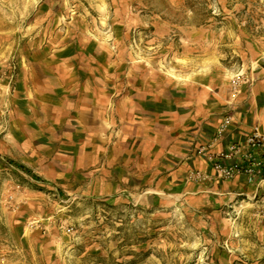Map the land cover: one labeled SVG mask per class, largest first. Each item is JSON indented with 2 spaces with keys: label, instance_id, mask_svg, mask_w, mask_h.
<instances>
[{
  "label": "rangeland",
  "instance_id": "1",
  "mask_svg": "<svg viewBox=\"0 0 264 264\" xmlns=\"http://www.w3.org/2000/svg\"><path fill=\"white\" fill-rule=\"evenodd\" d=\"M263 115L264 0H0V264H264L255 186L94 187L110 156L174 166Z\"/></svg>",
  "mask_w": 264,
  "mask_h": 264
},
{
  "label": "crops",
  "instance_id": "2",
  "mask_svg": "<svg viewBox=\"0 0 264 264\" xmlns=\"http://www.w3.org/2000/svg\"><path fill=\"white\" fill-rule=\"evenodd\" d=\"M262 119L264 120V115ZM214 124L216 125L213 122L211 126L208 125L206 127V133L202 135L203 137L197 139L196 147L208 142L211 136L210 131H213ZM246 126L240 121L235 122L230 130L231 133L227 137L228 140L243 138L250 128V126ZM210 127H212V130H210ZM196 147L193 149V154H187L186 157L185 152L187 150L183 151L184 153L181 151V156L178 158L176 165H174L175 167L167 163H160L158 161L159 155L155 153L156 151L148 152L147 154V151L144 152L143 150L145 149L144 147L132 154L131 159L127 158L126 161L122 159V163L125 165H111L118 160L121 161L120 157H123L124 153L123 156L121 153L116 154V156H110L108 161L111 164L104 165L94 178L96 194L120 198H122L120 194H123L128 200L146 203L147 201L159 199V196L163 197L166 191L172 194L175 193L174 195L170 194L172 197L179 196L185 199L197 200L202 199L204 196H209V193H215L217 190L233 188L239 183L242 185L246 184L242 180L236 182L215 178L214 171L209 165L207 158L195 154L194 150ZM192 170L205 171L209 173L210 178L204 183L189 180L188 174ZM112 192H116V195ZM155 195H158V197ZM206 198L208 200V197Z\"/></svg>",
  "mask_w": 264,
  "mask_h": 264
},
{
  "label": "built area",
  "instance_id": "3",
  "mask_svg": "<svg viewBox=\"0 0 264 264\" xmlns=\"http://www.w3.org/2000/svg\"><path fill=\"white\" fill-rule=\"evenodd\" d=\"M236 120L225 116L214 127L208 142L194 150L197 156L207 158L217 179L224 181L242 180L257 190L264 191V130L253 125L240 139L228 140L230 130ZM189 180L199 183L210 178L205 171L192 170Z\"/></svg>",
  "mask_w": 264,
  "mask_h": 264
},
{
  "label": "trees",
  "instance_id": "4",
  "mask_svg": "<svg viewBox=\"0 0 264 264\" xmlns=\"http://www.w3.org/2000/svg\"><path fill=\"white\" fill-rule=\"evenodd\" d=\"M16 165H17L18 167H20L21 169L25 170L26 172L31 173V171H30L26 166L21 165V164H18V163H16Z\"/></svg>",
  "mask_w": 264,
  "mask_h": 264
}]
</instances>
